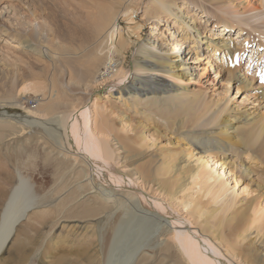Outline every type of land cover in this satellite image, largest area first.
Instances as JSON below:
<instances>
[{
    "label": "bare ground",
    "instance_id": "1",
    "mask_svg": "<svg viewBox=\"0 0 264 264\" xmlns=\"http://www.w3.org/2000/svg\"><path fill=\"white\" fill-rule=\"evenodd\" d=\"M229 1L233 4L227 8L228 14L231 12L237 13V15L248 13L254 4V0H237L239 4H236L235 0ZM136 3L137 0H93L91 5L90 0L83 8L86 10L85 15L88 16L90 22L93 42L90 40L91 45L82 46L78 50L75 48L78 52L72 53L71 47L59 41V44L56 45L58 54L81 55L79 60L81 65L86 68L87 73L97 74L94 80L95 84H102V82L104 84L107 78L116 77L119 83L113 86L118 87L121 93L124 88L126 92L133 93L135 96L133 101L139 102L144 107L150 106L151 114L161 116L165 111L164 120L167 124L171 121L173 126L168 127L165 124L164 127L166 126V131L168 130L172 134H180L194 142H206V139L209 138L207 132L180 133V131L183 128H192L191 124H199L204 117L208 116L209 121L206 126H216L214 129L218 132L215 131L212 134L218 135L220 142L214 147L210 145L199 149L201 157L197 160V163L200 162L198 166L185 168L183 165H173L172 163L178 162V159L168 151L169 155L164 158L161 155L153 157L154 162H157L156 166L148 164V166L137 168L138 186L145 188L149 182L159 186L162 199L155 198L154 202L153 197H148L134 187L136 182L133 179L124 176V179L129 182L126 184V180L109 167V163L113 162V157L109 154V147L105 139L101 138L108 137V135L99 129L101 121L104 129H108V124L111 122L104 113L105 107L112 101L110 95L107 94L105 98L103 97L104 102L102 103L98 99L93 100L89 97L86 103L82 104L80 108H74L66 117L52 118L54 120H51L52 123L55 122L58 125L56 124V130L53 129L54 126L48 128L50 133L43 130L47 126L44 122L51 119L48 116H55L59 110L56 105L62 100L64 94V92H59L58 95L54 94L56 92L54 82L51 84L52 97L47 99L46 95L43 99H38L36 110L21 106L14 99L6 105L19 104L24 110L25 116L18 119L8 114L6 116L9 117L3 119L0 115V157H6L13 164L23 163L25 158L28 161L36 160L37 162L40 157L41 164L45 168L48 166L50 169L53 168L54 182L46 186L37 182L35 176L23 173L19 164L15 165L12 173L5 171L2 173L3 175H0V264H63L68 261L75 262L84 255H87L88 259L84 258V261L78 262L79 264H110L117 246L121 242L127 246L131 239L135 242L130 247L133 249L129 252V259L125 264H231V262L225 261L227 257L220 252L222 247L232 258H241L244 264H262L255 257L248 258L249 253L246 254L241 249V243L248 240L253 234L260 237L264 233L263 183H259L256 190L249 192V195L257 193L252 202L244 208L234 211L229 217L225 216L226 218L223 217L224 214H227L233 205V201L230 200L223 201L221 207L209 211L205 205H202L203 203H195V199L193 202L191 197L182 200V206L188 211L183 219L168 218V212L173 211L169 201H177V195L185 191L200 188L202 198L210 197L211 201L215 202L225 197L229 191V181L235 184L234 190H237L240 182L238 178L240 167L232 160L228 162L226 154L233 147H237V149L253 147L254 143L264 138V113L251 117L248 119L250 121L243 120L238 118L242 116L239 109L232 107L230 109L227 107L213 109L210 107L203 88L187 89L183 86V84L192 85V81H196V78H191L193 75L190 76L188 73L192 69L187 68L184 56L187 55L185 52L187 47L191 46L188 41L194 37L192 31L195 26L193 28V25H190L191 22L187 21L196 19V14H192V11L187 13V17L182 15L178 17L179 25H177L182 34L181 37L178 35V38L175 37V34L171 35L174 49H168L170 43H166L163 38L152 36L155 37L153 42L150 38L144 48L141 50L137 48L136 53L142 54V57L135 58L130 69L125 71L123 62L127 60L129 46L134 43L138 46V38L142 39L135 32L140 31L147 22H141L133 27L131 24L134 19L132 16L128 17L126 19L127 31L129 30L135 39L124 37L125 33L120 27V19L136 12L133 10ZM172 7L170 2L160 0L154 1L152 10L157 14H165L164 21H166V17H177ZM183 11L180 9V12ZM147 20L151 21L150 18ZM162 21L159 18L152 30L154 28L157 30ZM249 21L252 20L239 19L235 24L243 26L247 25ZM257 21L254 20V22ZM262 23L263 21H260L257 27L262 26L264 24ZM34 25L35 29L33 30L36 31L32 33L31 38L40 40L44 45L45 37L39 34L38 26L40 25L36 23ZM231 26L234 24L225 23L223 27L227 30ZM227 33H224L223 37L218 36V40H222V42L215 43V50L222 48V56L232 59L233 55H238L239 52L230 51L234 38ZM211 36L213 40L217 39L214 37L215 34ZM213 43L211 42L208 46H212ZM182 48L185 51H182ZM212 52L215 53V51ZM206 56L207 59L211 57L209 54ZM216 70L218 71V69ZM239 73L241 74V71ZM159 74L161 76H158ZM226 74L232 75L236 81H239L238 76L236 77L235 67H229ZM109 79L107 81H110ZM168 80H173V82L170 83ZM197 80L201 85L202 80L200 81V78ZM114 81L116 82V80ZM238 83L240 84V81ZM241 83L244 82L241 81ZM137 84L138 86H136ZM20 90V93L25 95H29L31 91L28 86H23ZM138 94H144L146 99L141 101ZM227 94L225 93L224 97ZM230 100V98L227 100L229 105ZM126 103L127 101L124 102L125 106ZM219 103L221 101H218L216 106ZM152 105L161 109L157 107L156 109ZM164 105H166L165 110ZM154 108L155 110H153ZM209 111H213L212 116H209ZM238 112L241 114L239 115ZM235 113L238 117L234 116ZM143 114L146 117L149 113L143 110ZM124 116L125 114L121 115V117ZM151 116L154 118L153 115ZM250 116V114L247 115L248 118ZM243 123L250 124L251 127L249 129L245 126L243 128L236 127L237 124ZM97 126L98 130L96 131ZM156 132L159 133L158 130ZM4 133L9 135L6 136ZM64 137L67 139L66 142H64ZM7 138L11 139L6 143ZM117 138L122 143H118L121 148L131 153L139 151V144L150 137L146 138L141 135L130 140L117 134ZM4 143H6L5 146ZM67 144L74 153L64 146ZM152 145L154 144L148 143L146 149ZM164 150L165 148L158 149V152ZM220 151L224 154L223 158L222 155H219ZM190 156L192 159L194 158L192 152L186 154V157ZM248 189L249 186L245 187L242 193H248ZM126 199L139 203L141 208L135 213H131L127 207ZM152 208L156 211H152ZM50 213V219L47 221L48 232L58 229L60 231L52 235L45 248L44 257L41 261H37L35 252H37L36 247L44 240L42 234L38 235L34 242L27 238L29 244L22 245V247L17 246V243L21 241L22 236L27 237L28 234L34 233L31 228L41 226L40 217ZM221 213L223 216L217 220L218 224L213 225L211 221L216 220L217 214ZM129 220H133L131 223L138 227L143 226L145 233L139 237L136 229L130 230ZM24 223L26 230L22 232L21 228ZM171 226H175L174 232H171ZM251 231L253 232L251 233ZM176 241L179 245L176 244ZM180 249L184 253H181ZM14 252L18 254L17 262L13 257ZM250 255L253 256L252 251Z\"/></svg>",
    "mask_w": 264,
    "mask_h": 264
},
{
    "label": "rangeland",
    "instance_id": "2",
    "mask_svg": "<svg viewBox=\"0 0 264 264\" xmlns=\"http://www.w3.org/2000/svg\"><path fill=\"white\" fill-rule=\"evenodd\" d=\"M92 1L93 0H91V5ZM154 1L160 0H137V5H135V8L133 9L136 12L132 15L128 14L127 17H125V15V19L123 17L120 19V27L124 31L123 33H125L124 37H131L130 39L133 40L135 37L130 34L129 30L127 31L128 23H126V19L128 17L130 18V16L133 17L134 22L131 24L133 27L141 22L147 21L140 31L135 32L140 35L142 39L138 38V46L135 43L129 46L127 60H124L123 62L124 70L128 71L130 69L135 58L138 56L142 57V54L136 53L137 48L138 50L144 48L145 43L150 38L152 39V42L155 37H160V39L163 38L166 43H170L168 49H174L172 45L174 41L172 40L171 35L175 34V37L178 38V35L181 37L182 34L181 29H178V17L181 15L187 17V13L192 11V14H196V19L194 18L195 20L191 21V19L187 18V21L191 22L190 25H193V28L195 26V29L192 31L194 41L193 39L191 41L188 39V43L191 45L189 46L190 49L187 47V50L185 51L182 48V51H185L187 54L184 55L186 58L185 60L187 61V68L192 69L188 73L190 76L193 75L191 78H196V81H192V85L189 84L186 86V84H183V86L187 89L203 88L202 90L207 94L206 99L210 107H213V109H223L225 107H227V109H230V107L237 110L239 109L242 116L238 117L236 113L234 116L242 118L243 120L263 115L264 83L260 81L258 74L261 70H264V0H252L254 4L252 5L251 10L248 8L250 12L241 15H237V13L234 12L227 13V8L231 7L230 5L233 4L229 0H163L172 4L174 14L177 15V17H166V21H164L165 14H157L156 11L153 12ZM235 1L236 4H239L237 0ZM89 2L90 0H0V115L3 119H7L6 117L9 116L6 115L8 114L11 117L15 116L20 119L25 116V112L21 106L36 110L38 99H43L46 95L48 96L47 99L52 97L53 88L51 90V84L54 82L53 85H55L56 88L54 94L57 93L56 95H58L59 92H64V94L62 100L56 105L59 110L56 112L55 116H48L51 119H47V121L44 122V124L49 127L46 126V129L43 130H46V133H50L48 128L54 126L53 129L56 130L57 124L55 122H53L54 124L52 123V118L66 117L74 108H80L82 104L86 103L89 97L93 100L98 99L99 102L102 103L104 102L105 96L107 94L110 95L112 101L107 104L108 106L105 107L104 113L111 122L108 124V129H104L102 127V121L100 120L101 126L99 129L102 133L108 135V137L103 136L101 138L105 139L109 147V154L113 157V162L109 163V167L113 171H116V174L121 176L122 179H124V176H129L130 179H133V181L136 182L134 184L136 186L134 187L143 194L148 195V197H153L152 200L155 202V198L162 199L159 186L151 182L147 183L145 188L140 185L138 186L139 175H137L138 170L136 169L141 166H148V164L156 166L157 162H154L153 157L155 155H161V157L164 158L169 155V152L178 159V162L172 163L173 165H183L185 168L198 166L200 162L197 163V160L201 157L199 149L210 145L214 147V145L218 144V142H220L219 136L212 134L215 131H218L214 129L216 127L215 125L206 126L209 121L207 116L204 117L199 124H191L192 128H183L182 131H180V133L197 131L200 133L207 132L209 138L206 139V142H194L182 135L180 136V134H172L170 131H166V126L164 127V125L167 124L163 117L165 111L161 116L157 114L154 115V113L151 114L150 111L152 108H150V106L144 107L139 102L133 101L135 99L133 93L130 94L126 92L125 88L123 89V93H121L118 87L113 86L119 83L116 77L112 79L107 78V80L109 79L110 81L106 80L104 84L103 82L102 84H95L94 80L97 74L87 73L86 68L81 65L79 60L81 55L58 54L56 45L59 44V41L60 43L62 42L71 47L72 53H77V50L82 46L87 47L91 45L90 40L93 42L94 38L91 34L90 22L88 16L85 15L86 10L83 8ZM180 9H183L184 11L180 12ZM257 9H260V11H257ZM148 18H150L151 21H148ZM159 18L163 21L158 26L157 30H154L156 28L152 30V28L156 26ZM239 19L243 21H248L249 19L252 21H249L247 25L240 26L235 24ZM254 20L259 21L254 22ZM260 21H263V27L260 25L258 28L257 26L260 24ZM34 23L40 25L38 26L40 28L39 34H42L45 37L43 39L45 42L44 45L40 40H34L31 38L32 33L36 31L33 30L35 29ZM225 23H230L231 25L234 24V26L225 30V27H223ZM239 30H241V33H239ZM224 33H227V35L229 34L230 37L232 36L234 38L232 46L230 45V51L236 50L239 52L238 55L234 54L232 59L229 57L227 58V56H222V48L215 50V43L222 42V40H218V38L220 36L223 37ZM212 34L216 35L214 36L217 37L216 40L212 39ZM211 42H214L212 46H208ZM148 48L151 49L149 46ZM207 51H210L211 53H208ZM212 51H215V53ZM207 53L211 55L210 58L212 59H207ZM229 67L236 68V77L238 76L240 84L232 75L226 74ZM216 69H218V71ZM240 71L241 74L239 73ZM158 76L161 75L159 74ZM198 77L200 78V81L202 80V86L200 85L199 80H197L199 79ZM114 80H116V82ZM169 81L170 83L173 82V80H168V82ZM241 81L244 83H241ZM23 86H28V88L31 89L29 95L20 93V89ZM136 86H138V84ZM225 93H228L225 96L226 98L224 97ZM138 96H140L141 101L146 99L144 94H138ZM229 98L231 99L230 105L227 101ZM14 99L17 100L21 106H19V104L13 106L6 105L11 103ZM125 101H127L126 106L124 105ZM218 101H221V103L216 106ZM165 106L166 105L163 106L164 110ZM152 107L156 108L157 106L152 105ZM155 108L153 110H155ZM143 110L146 113H149L146 117L143 114ZM121 112L122 114H125L124 117H121ZM240 112H238L239 115L241 114ZM212 113L213 111H209V116H212ZM248 114L251 115L249 118L247 117ZM151 115H153L154 118H152ZM245 123L237 124L236 127L243 128L245 126L249 129L251 125ZM6 125L8 126V124ZM167 125L168 127L173 126L171 121ZM97 130L98 126L96 128V131ZM156 130H158L159 133H157ZM4 134L6 136L9 135L7 133ZM117 134L130 140L131 138L141 135L150 138L143 140L139 144V151L128 153L126 149H122L121 145L118 144L121 142L117 138ZM114 138L118 140L116 141ZM10 139L11 138H7L5 140L6 143L9 142ZM63 139H65L64 142H66V137ZM263 141L264 138H261V140L254 143L253 147L247 146L242 149L233 147L226 154L228 162L232 160L237 163L238 167H240V171L238 172L240 182L236 191L234 190L235 184H232V182L229 181V191L225 194V197L212 202L210 197H201L199 191L200 188H197L196 190V188L193 187L195 189L192 191H185L177 195V201H169L172 205L173 211L168 212V218L176 220L175 217H179L183 219L188 211L182 206V200H186L187 198L190 199L191 197L192 200H196L195 203H203L202 205H205L209 211L221 207L225 200L233 201V205L227 214H224V216L222 213L217 214L216 220L213 219L211 221L213 225L218 224L217 220L220 217H229L234 211L244 208L247 204L252 202L253 198L257 196V193L254 192L249 195V192L256 190L255 188L259 183H263L264 185ZM58 142L61 145L60 140ZM6 143L3 145L5 146ZM148 143H153L154 145L146 149ZM64 146L66 148L68 147V150H70L71 153H74V151L69 148L68 144L67 146ZM164 148V151L158 152V149ZM188 148L190 150H187ZM191 152L194 156L193 159L191 156L186 157V154ZM140 153L142 154L141 156ZM39 154L42 156L41 153ZM219 155H222V158L224 157L222 151L219 152ZM14 157L17 159L16 155H14ZM26 159L27 158L24 159L23 163L18 162L13 164L9 162L6 157H0V175H3L2 173L5 171L12 173L15 165L17 166V164H19V168L22 172L30 176H35L37 182L45 186L54 182L53 168L50 169L49 166V168H45V166L41 164L40 157L37 162L36 160L33 162ZM127 183L129 182L126 180V184ZM247 186H249L248 193H242V190ZM234 191L235 194H233ZM191 194H193V196H191ZM166 199L169 200V198ZM178 202H180V204H178ZM126 204L131 213H135L136 210L141 208L139 203L130 202L127 199ZM142 206L146 208L144 204H142ZM151 210L156 211L154 208ZM50 215L51 213L43 214L39 221L41 226H33L31 230L34 233L28 234L27 237L22 236L20 238L21 241L17 243V246L22 247V245L29 244L27 238H30V240H33L34 242L36 241V237L42 234L44 240L38 247H36L37 252H35V259H37V261H41L44 257L45 248L49 244L52 235L60 231V229H58L50 233L48 232L47 221L50 219ZM133 220L128 221L129 226L131 227L130 230L136 229L138 232L137 235L140 237L145 233L143 226L138 227L137 225L132 224L131 222ZM171 228V232H174L175 230H173V228H175V226H171ZM197 228L200 229V227ZM21 230L22 232L26 230L25 223ZM177 230L179 231L180 229ZM252 232L253 231H251V233ZM126 235L129 236V234ZM124 236L125 234L123 237ZM14 239L15 237L13 238V241ZM134 242L135 241L131 239L127 246L121 242V244L117 246L115 254L113 253L114 257L110 264H125L129 259V252L133 249L130 247ZM176 244L179 245L177 241ZM217 244L220 246L219 243ZM222 248H220V252L227 257L225 261H229L231 264H244L241 258H232L226 253L225 249ZM241 249L246 254L249 253L248 258L255 257L260 263L264 264V262H262V260H264V233L260 237H256V234L251 235L248 240L241 243ZM251 251L253 252V256L250 255ZM181 253L184 252L181 250ZM13 257L15 258V262H17L18 254L14 252ZM84 258L87 260L88 256L84 255V257L77 259L75 262L68 261L63 264H79L78 262L82 260L84 261Z\"/></svg>",
    "mask_w": 264,
    "mask_h": 264
},
{
    "label": "snow or ice",
    "instance_id": "3",
    "mask_svg": "<svg viewBox=\"0 0 264 264\" xmlns=\"http://www.w3.org/2000/svg\"><path fill=\"white\" fill-rule=\"evenodd\" d=\"M258 75L260 77V81L264 83V70H261Z\"/></svg>",
    "mask_w": 264,
    "mask_h": 264
}]
</instances>
